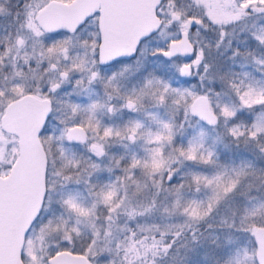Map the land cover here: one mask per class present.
<instances>
[{
  "label": "snow or ice",
  "instance_id": "snow-or-ice-1",
  "mask_svg": "<svg viewBox=\"0 0 264 264\" xmlns=\"http://www.w3.org/2000/svg\"><path fill=\"white\" fill-rule=\"evenodd\" d=\"M0 264H264V0H0Z\"/></svg>",
  "mask_w": 264,
  "mask_h": 264
}]
</instances>
